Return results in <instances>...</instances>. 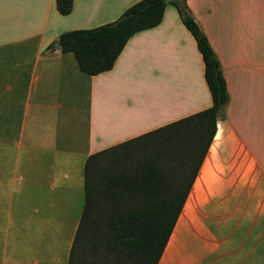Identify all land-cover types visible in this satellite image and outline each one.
<instances>
[{
  "label": "crops",
  "instance_id": "0c3cea01",
  "mask_svg": "<svg viewBox=\"0 0 264 264\" xmlns=\"http://www.w3.org/2000/svg\"><path fill=\"white\" fill-rule=\"evenodd\" d=\"M139 0H0V264H68L88 156L211 105L175 7L111 69L82 72L60 33ZM218 57L225 117L157 264H264V0H185Z\"/></svg>",
  "mask_w": 264,
  "mask_h": 264
},
{
  "label": "trees",
  "instance_id": "16d2710c",
  "mask_svg": "<svg viewBox=\"0 0 264 264\" xmlns=\"http://www.w3.org/2000/svg\"><path fill=\"white\" fill-rule=\"evenodd\" d=\"M167 2L195 39L211 105L88 156L85 201L68 264H157L216 123L225 117L228 92L220 61L185 0H139L112 22L60 33L59 48L72 52L86 74L109 70L133 34L161 22ZM72 6L73 0H55L62 15ZM141 146L149 151L142 157Z\"/></svg>",
  "mask_w": 264,
  "mask_h": 264
},
{
  "label": "rangeland",
  "instance_id": "374dc122",
  "mask_svg": "<svg viewBox=\"0 0 264 264\" xmlns=\"http://www.w3.org/2000/svg\"><path fill=\"white\" fill-rule=\"evenodd\" d=\"M167 4L173 6V4L170 3V2H167ZM167 4H166V5H167ZM173 7H175V6H173ZM138 149L140 150L141 157H142L144 154L147 155V153H149V151H148L145 147H143V146L139 147ZM140 153H139V154H140ZM137 157H138V156H137ZM141 157H140V158H141ZM134 158H135V157H134Z\"/></svg>",
  "mask_w": 264,
  "mask_h": 264
}]
</instances>
